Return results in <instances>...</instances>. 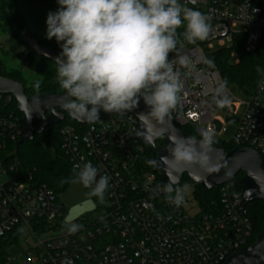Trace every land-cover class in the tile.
I'll return each mask as SVG.
<instances>
[{"label":"built area","instance_id":"built-area-1","mask_svg":"<svg viewBox=\"0 0 264 264\" xmlns=\"http://www.w3.org/2000/svg\"><path fill=\"white\" fill-rule=\"evenodd\" d=\"M179 3L208 15L211 28L205 40L186 41L169 55L182 83L174 125L203 140L204 132L218 134L215 123L220 122L221 112L224 121L235 126L226 143L233 149L255 151L264 164V68L245 100L234 104L229 87L209 60L216 49H232L236 41L246 52L264 44V0ZM229 57L238 63L233 50ZM223 98L229 103H216ZM12 103L11 96L0 95V149L15 144L25 133ZM58 134L71 168L90 162L99 170L97 179L110 177L109 187L92 216L67 225L65 208L51 189L17 181L0 166V177H5L0 181V237L28 229L37 238L27 240L23 264H61L65 259L73 264H223L248 246L252 222L232 181L218 188L219 208L210 213L189 216L185 198L179 207L169 203L164 185L158 184L159 174L146 167L147 149L138 139L134 116L110 115L83 126L65 124ZM212 142L223 141L212 138ZM51 231L58 233L38 239V234Z\"/></svg>","mask_w":264,"mask_h":264},{"label":"clouds","instance_id":"clouds-1","mask_svg":"<svg viewBox=\"0 0 264 264\" xmlns=\"http://www.w3.org/2000/svg\"><path fill=\"white\" fill-rule=\"evenodd\" d=\"M57 3L59 8L47 14L46 38H55L61 48L55 63L57 81L64 92L62 107L67 114L81 122L94 123L100 120L101 110L123 114L136 109L142 98L147 115L162 122L181 100L180 73L169 60L170 53L177 49V29L184 26V41L195 44L208 37L210 17L182 6L179 0H57ZM180 62L187 66L183 58ZM36 87L39 88V83ZM216 103L224 106L229 101L223 98ZM202 135L201 144L210 145L211 133ZM160 163L169 177L163 190L169 203L179 207L188 186H178V177L167 171L168 164L205 166L209 157L195 141L177 138ZM98 172L90 162L76 164L70 179L103 200L110 177L105 174L97 179ZM61 264L73 262L65 259Z\"/></svg>","mask_w":264,"mask_h":264},{"label":"trees","instance_id":"trees-1","mask_svg":"<svg viewBox=\"0 0 264 264\" xmlns=\"http://www.w3.org/2000/svg\"><path fill=\"white\" fill-rule=\"evenodd\" d=\"M184 31V26L177 29V47L181 45V42L182 44L186 42L182 36ZM0 33L8 35L24 49L19 57L20 69L8 67L5 59L0 57V76L22 83L26 96L44 93L64 94L57 81V65L31 52L26 44L22 42V38L25 36L32 37L38 44L53 50L57 55L61 52L60 45L55 38L48 40L46 37H40L30 30L19 10L18 0H0ZM232 50L238 58L237 64L232 63L229 57ZM1 54L7 55L4 52ZM209 60L219 71L222 81L227 87L236 86L244 94H249L254 89L264 68V44H259L257 50L253 52H246L242 44L236 41L232 49H219L211 53ZM23 70L34 73L38 79L27 84L22 73ZM37 83H39V88L36 87ZM11 108L20 116L23 122L22 114L16 110L13 103ZM176 114L177 106L170 112L172 118ZM65 124L77 125L74 121L65 117L64 121L53 130L47 128L42 134H35L33 140L21 145L16 156L14 155V144L8 145L5 149H0V166L5 168L9 175L17 181L28 182L33 185H44L57 196L64 193L72 183L70 178L74 175L73 169L61 149V139L58 134L59 128ZM182 131L186 136H192L189 129L183 128ZM163 145V138L156 141L158 150ZM211 145L221 148L225 152L233 149L226 142H212ZM145 156L146 167L151 169L152 166L149 164L151 155L146 151ZM241 177L242 174L239 173L232 180L238 193L240 190L237 182ZM183 184H192L186 175H183L179 183V185ZM195 198L203 213H210L219 208V189L207 191L200 186H196ZM246 206L253 228L252 237L248 242V246H250L254 243L256 237L264 231V202H254L246 204ZM19 236V230L16 229L4 237H0V264H11L8 250L18 241Z\"/></svg>","mask_w":264,"mask_h":264},{"label":"water","instance_id":"water-1","mask_svg":"<svg viewBox=\"0 0 264 264\" xmlns=\"http://www.w3.org/2000/svg\"><path fill=\"white\" fill-rule=\"evenodd\" d=\"M22 42L35 55L56 65L55 59L58 55L53 50L41 46L29 36L23 37ZM0 95L11 96L16 110L22 114L25 125L24 135L14 144L15 156L18 154L19 147L33 140L35 134L40 135L47 128L53 130L64 121L65 117L80 126L89 124L73 119L67 114L62 107L61 97L64 94L44 93L26 96L22 83L0 76ZM147 112L148 108L141 98L139 106L133 111L121 114L105 113L101 110L98 121L106 120L110 115L120 117L132 115L136 118L138 139L151 155L150 164L153 172L159 174V185H165L169 180L164 164L160 163L161 157L169 155L170 146L175 139H191L203 153L208 155L209 164L200 166L169 163L167 171L177 176L179 183L183 175H186L193 185L211 191L230 183L240 173L242 177L238 180L237 186L242 201L245 204L264 202V164L255 151L248 148H235L225 152L211 144L202 145V140L186 136L181 129L177 128L170 114L161 122L147 115ZM161 138L164 139V145L158 150L156 141ZM223 264H264V231L256 237L253 244L230 255Z\"/></svg>","mask_w":264,"mask_h":264},{"label":"rangeland","instance_id":"rangeland-1","mask_svg":"<svg viewBox=\"0 0 264 264\" xmlns=\"http://www.w3.org/2000/svg\"><path fill=\"white\" fill-rule=\"evenodd\" d=\"M22 1V0H21ZM20 1V2H21ZM26 1V0H25ZM30 3H26V8L23 9L24 14L27 18V24L30 30L41 37H46V18L48 11L57 10L59 5L57 0H30ZM54 11V12H55ZM219 49H216L217 51ZM257 50V48L255 49ZM254 50V51H255ZM214 51V52H215ZM2 52L7 55L1 54ZM253 52V51H251ZM21 53V47L14 40L9 39L3 43V50L0 49V57L5 59V63L8 67L14 69H20L19 67V57ZM213 53V52H212ZM236 54V53H235ZM231 62L234 63L235 58H230ZM23 76L27 84L35 82L38 77L34 73H30L27 70L22 71ZM230 94L235 98L236 101H233L234 104H237V101H244L245 94L236 86H229ZM218 118L220 122H216V135H213V140H221L223 142H229L232 139L235 126L232 123H227L224 121L223 113L219 112ZM0 181H5V177H0ZM187 185L185 189L184 198L187 201L186 213L189 216H196L201 212L199 208L198 201L195 198L196 186L193 184H183L179 186ZM59 202L65 208V220L64 224H72L76 220L82 217L92 216L95 212L97 204L102 203V200L98 197L92 198L89 196L83 185L79 183H71L68 189L58 195ZM64 224H59L63 227ZM65 226V225H64ZM53 233V234H51ZM42 232L37 235L39 240H47L57 235L58 232ZM27 240L36 242L37 238L33 236L28 229H24L22 234H20L18 241L8 250V256L11 261V264H23L25 256L21 255L26 249Z\"/></svg>","mask_w":264,"mask_h":264},{"label":"crops","instance_id":"crops-1","mask_svg":"<svg viewBox=\"0 0 264 264\" xmlns=\"http://www.w3.org/2000/svg\"><path fill=\"white\" fill-rule=\"evenodd\" d=\"M21 0H18V7H19V10H20V12H21V14L23 15V17L25 18V20H26V22H28L27 21V18H26V16H25V14H24V11H23V9H24V7L26 8V3H30L31 1L30 0H22L21 2H20ZM23 8V9H22ZM25 10V12H26V9H24ZM55 10H52V12H54ZM48 12H50V11H48ZM39 36V35H38ZM41 37V36H40ZM9 39H11L8 35H5V34H1L0 33V49H2L3 50V43L4 42H6V41H8ZM13 40V39H12ZM21 47V46H20ZM23 51H24V49L21 47V53H20V55L23 53ZM26 250V249H25ZM25 250H24V252H25ZM24 252L21 254V255H23L24 254ZM9 257V256H8ZM10 260V259H9ZM10 263H11V261H10Z\"/></svg>","mask_w":264,"mask_h":264}]
</instances>
